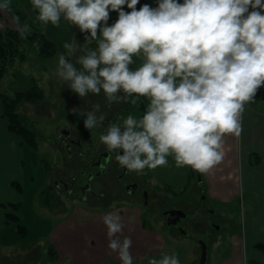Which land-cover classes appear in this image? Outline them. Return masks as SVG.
Masks as SVG:
<instances>
[{
    "label": "clouds",
    "instance_id": "9594fccd",
    "mask_svg": "<svg viewBox=\"0 0 264 264\" xmlns=\"http://www.w3.org/2000/svg\"><path fill=\"white\" fill-rule=\"evenodd\" d=\"M31 2L38 21L58 27L63 19L85 34L83 45L65 43L59 56L58 75L74 93L83 98L103 90L108 105L150 99L141 118L129 115L100 136L120 166L155 169L172 155L177 166L205 173L222 162L223 138L240 136L245 105L264 85V14L256 10L264 9L262 0H158L157 8L144 4L139 10V0ZM109 9L118 12L112 26ZM0 10H10L9 0L0 2ZM26 33L27 27L22 38ZM134 56L144 62L133 71ZM84 115L86 129L105 119L99 104ZM103 222L109 249L121 264H133L131 238L120 239L121 217L108 214ZM148 264L180 260L175 253L162 254Z\"/></svg>",
    "mask_w": 264,
    "mask_h": 264
},
{
    "label": "rangeland",
    "instance_id": "374dc122",
    "mask_svg": "<svg viewBox=\"0 0 264 264\" xmlns=\"http://www.w3.org/2000/svg\"><path fill=\"white\" fill-rule=\"evenodd\" d=\"M145 1L142 0V3ZM9 2L16 7L23 6L30 14V19L41 24L44 31L47 27L50 39L56 43L58 41L59 51L51 59H41L36 45L29 44L26 46L28 52L26 60L9 65L2 79L6 87L3 91L9 94L29 89L35 80L45 90V97L35 104L23 103L19 108L25 123L37 129L39 149L35 151L27 146L24 147L21 162L23 173L13 177L19 183L17 187L21 199L14 197L17 194L15 189L0 190V202H3L0 203V264H46L50 259L48 253L50 244H54L57 250V264H119L117 253L108 247V229L103 222L108 214L121 217L123 231L120 239L131 238L130 251L133 264H148L150 258L159 259L162 254L172 253L178 255L180 264H189L194 247L198 249L197 236L189 231L188 237H180L173 240L174 243L171 242L165 231L164 220L159 214L164 205L180 204L184 200L189 202L186 211L190 218L194 215L206 216L208 207L215 208L216 213L223 214L230 222L226 226L242 237L244 249L252 247L254 241H262L264 199L259 201L256 197L257 193L243 189L242 184H240L239 196L232 202L210 201L209 197L203 199L202 196L206 195L208 189L206 180L197 184L195 181L197 178H193L192 185H187L190 173L195 171L198 175V171L189 166H177L172 155L167 157L166 165L155 169L145 168L140 172L129 170L142 182L147 181L145 186L150 190L151 201L156 199L155 204L159 212L157 216L162 221L161 226L156 225L154 216L149 215L145 207H131L132 205L126 203L125 199H121L123 197L110 198L109 208L105 206L95 208L96 202L90 201L92 198L84 201L87 206H93L92 210L76 207L75 199L56 187L54 180L60 176L70 179L74 174L87 170L89 160L82 162L76 152L70 154L67 144L58 135H64L66 129H70L78 135L77 137L85 139V146L88 138L94 143L100 140L101 135L107 133L110 124L122 125L123 120L129 115L138 118L143 110L141 103L147 107L149 98L138 97L136 103L129 101L108 105L103 90L98 95L89 93L83 98L74 93L67 83L62 82L57 69L59 56L66 52L63 47L65 43L76 41L78 45H83L85 42L84 38L81 40L74 38V29L77 30V26L63 19L58 27L50 22L38 21L36 19L38 12L33 8L31 0H9ZM63 23L68 25L61 27ZM81 34L85 35L80 31ZM97 36L98 38L100 36L99 28ZM96 46L95 42L90 45L93 49ZM80 54L77 52L76 56ZM76 56L70 58L74 64ZM140 58L133 57V63L129 65L130 70H137L141 66L143 62ZM75 67L80 69L81 65L75 64ZM119 94H123L122 90ZM95 104L100 105V111L105 115V119L102 125L86 129L84 113L91 111ZM103 147L106 149V146ZM108 179L109 176L106 175L94 178L92 186L96 189L101 182H106ZM111 180L118 182L117 174L111 177ZM260 183H257V189L260 188ZM165 199L167 201H164ZM249 200L259 201V204L255 205L254 202L248 204ZM9 201L22 202L21 208L16 211L20 215L19 223L28 228L26 237H21L17 232L16 222L1 226L3 212L13 210L12 208L4 210L6 206L4 203ZM222 225L224 226L223 223ZM66 234H72V238L65 237ZM221 234L218 243L212 247V256L207 264L223 262L232 248L231 234L227 236L225 233ZM36 248V253H40L39 255L35 254ZM243 264H249L247 256Z\"/></svg>",
    "mask_w": 264,
    "mask_h": 264
},
{
    "label": "crops",
    "instance_id": "0c3cea01",
    "mask_svg": "<svg viewBox=\"0 0 264 264\" xmlns=\"http://www.w3.org/2000/svg\"><path fill=\"white\" fill-rule=\"evenodd\" d=\"M2 1V0H0ZM178 3H183L184 0H177ZM10 3V2H9ZM264 3V0H262ZM12 4V3H10ZM144 4L150 5L153 9L158 7V0L148 1L142 3V0H139V3L136 5V9L139 10ZM23 7V6H22ZM123 10L126 13H130L131 9L127 8L125 4ZM251 5L249 6V12L245 13V17L252 11ZM261 11V14H264V9H256ZM28 13V12H27ZM29 14V13H28ZM29 17L30 14H29ZM35 21L36 26L40 29L41 24ZM118 20V12L112 11L109 9V20L107 24L109 26L114 25ZM16 21L7 10H0V27H12L16 29H24L28 23ZM101 24H104L102 21ZM68 24H61V27H64ZM72 28V27H71ZM45 33L48 35V28L45 27ZM43 30V28H42ZM76 39H83L85 35H80V29H74ZM80 35V36H79ZM49 37V35H48ZM50 38V37H49ZM53 40V39H52ZM59 40V39H58ZM54 41V40H53ZM58 43V41H57ZM59 46V43L57 44ZM39 55V54H38ZM141 59V58H140ZM142 62L143 59H142ZM3 78L0 79V92L3 91L6 87ZM179 80V78H178ZM150 103V99L148 101ZM264 85L257 90V94L254 97L253 101L245 105V110L242 113L241 117V126L242 132L239 137L226 135L224 140V158L222 162L210 171L201 173L198 172V178L195 180L197 184L205 181L208 184V189L206 190V197H209L210 200H218L224 203L232 202L240 194V184L243 185V189L248 191H253L257 193V198L259 201L264 199ZM4 105L0 99V190L2 188L6 189H15L16 195L15 198L21 199V194L18 189V181H15L13 177H16L17 174L22 172V158L24 155V146L21 143L20 138L9 132L8 122L3 116ZM256 152L260 156V163L253 165L250 163L251 155ZM245 174H244V173ZM197 173V172H196ZM242 175V180H241ZM17 180V179H16ZM16 182V183H15ZM261 182V186L257 189V183ZM15 184V185H14ZM18 199V200H19ZM253 200H249L248 204L253 203L259 204ZM18 202V201H17ZM3 203V202H0ZM15 203L13 201L5 202L4 204ZM10 209L5 206L4 210ZM3 212V217L1 221V226L6 224V213ZM72 234H66L65 237ZM232 248L229 251V254L221 261L219 264H243L245 257L249 261V264H264V234L261 236V242L254 241L253 246L250 248H243V239L238 233L230 238ZM35 254L39 255L40 253ZM40 251V250H39ZM41 252V251H40ZM245 252V253H244ZM19 253V252H18ZM245 254V257H244ZM41 257V255H40ZM57 264L56 260L53 261L51 258L46 262V264ZM105 263V262H104ZM39 264V263H38Z\"/></svg>",
    "mask_w": 264,
    "mask_h": 264
},
{
    "label": "flooded vegetation",
    "instance_id": "af4514ba",
    "mask_svg": "<svg viewBox=\"0 0 264 264\" xmlns=\"http://www.w3.org/2000/svg\"><path fill=\"white\" fill-rule=\"evenodd\" d=\"M58 136H61V140L67 144L70 154L76 152L82 162L89 160L87 170H82L77 175L74 174L70 179H67L69 177L60 176L54 180L56 187L61 188L63 192L75 199L76 207H83L87 211L92 210L93 206H87L84 202L92 198L90 201L96 202L95 208H98V206L109 208L110 198L123 197L121 199H125L126 203L132 205H129L131 207H145V211L149 215L154 216L156 225L161 226L162 221L157 216L159 212L155 204L156 199L151 201L150 190L145 186L147 181L143 180L142 182L136 174L120 166L115 159V154L109 152L107 148L104 149L105 147L103 146L105 145L100 140L93 143V140L88 138L85 146V139L77 137L78 135L70 129H66L64 135ZM115 174H117L119 179L118 182L111 180V177L115 176ZM104 175L109 176V179L106 182H101L100 186L95 189L92 186L93 179ZM202 198L205 199L206 195H203ZM164 201H167V199ZM188 203L187 200H184L180 204L164 205L159 214L164 220L165 231L168 233L171 242L174 243L173 240L180 239V237H188L190 232L197 236L196 245H198V249L196 246L194 247L189 264H207L212 256V247L218 243L221 233H225L226 236L231 234V238L234 235V231L229 226H226L230 222L227 221L223 214L216 213L215 208L208 207L204 217L194 215L190 218L186 211L189 206ZM203 243H205L207 249L204 262H202ZM119 262L121 264V261Z\"/></svg>",
    "mask_w": 264,
    "mask_h": 264
},
{
    "label": "trees",
    "instance_id": "16d2710c",
    "mask_svg": "<svg viewBox=\"0 0 264 264\" xmlns=\"http://www.w3.org/2000/svg\"><path fill=\"white\" fill-rule=\"evenodd\" d=\"M2 2V1H0ZM11 16L18 22L28 23L27 33L22 38L21 33L24 29H16L12 27H0V79L4 77L9 65H12L16 61H25L27 58V45H36L38 54L41 59H51L59 51V47L55 41L50 39L44 30L40 29L30 19L28 13L23 7H16L10 4V10H7ZM45 97V90L40 86L38 82L33 81V85L27 90H18L14 93L0 92V99L4 105L3 116L8 122L9 132L17 135L24 147H29L31 150L37 151L39 149L38 132L33 126L25 123L23 117L19 111L20 106L23 103L35 104ZM142 114L137 118H141L146 110V105L141 103ZM260 156L254 152L251 155L250 163L253 165L260 163ZM187 185H192V179L198 178L195 171H192ZM16 183V182H15ZM19 187V183H17ZM22 202L6 204L7 207L13 210L6 213V224L16 222L17 232L21 237H26L28 228L19 223L20 215L16 210L21 208ZM48 253L50 258L55 261L58 259L57 250L54 244L48 246Z\"/></svg>",
    "mask_w": 264,
    "mask_h": 264
},
{
    "label": "water",
    "instance_id": "95a60500",
    "mask_svg": "<svg viewBox=\"0 0 264 264\" xmlns=\"http://www.w3.org/2000/svg\"><path fill=\"white\" fill-rule=\"evenodd\" d=\"M182 214H183V212L182 211H180ZM206 245H205V243H203V259H202V262H204V258H205V255H206Z\"/></svg>",
    "mask_w": 264,
    "mask_h": 264
}]
</instances>
